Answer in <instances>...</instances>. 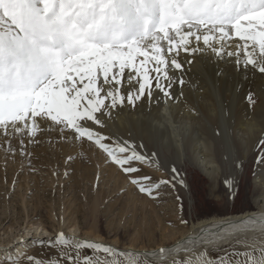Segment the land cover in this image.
Here are the masks:
<instances>
[{
  "label": "snow or ice",
  "instance_id": "snow-or-ice-1",
  "mask_svg": "<svg viewBox=\"0 0 264 264\" xmlns=\"http://www.w3.org/2000/svg\"><path fill=\"white\" fill-rule=\"evenodd\" d=\"M196 55L228 58L238 71L264 74V0H0V149L6 159L17 152L30 157L28 146L41 143V133L56 131L53 143L74 139L94 146L105 165L150 199L163 185L186 187L174 164L170 179L145 173L160 163L159 154L104 129L126 104L134 108L144 99L159 104L161 97L165 104L175 101L173 87L192 83L181 74ZM154 92L160 94L155 100ZM245 99L250 108L256 103L252 92ZM189 111L198 115L195 108ZM256 151V166H264V136ZM28 164L34 171L30 159ZM223 184L230 193L237 190L233 177ZM32 243L57 251L41 259L11 249L0 264L22 259L27 264H151L140 259L141 253L63 232L56 240ZM182 251L173 264H236L242 257L241 264H264V249L258 256Z\"/></svg>",
  "mask_w": 264,
  "mask_h": 264
},
{
  "label": "rangeland",
  "instance_id": "rangeland-1",
  "mask_svg": "<svg viewBox=\"0 0 264 264\" xmlns=\"http://www.w3.org/2000/svg\"><path fill=\"white\" fill-rule=\"evenodd\" d=\"M217 133L214 135L218 137L221 133ZM226 135V139L220 136V139L216 138L219 151L217 152V161L221 166V174L216 183L206 175L205 168L200 165L192 152L187 153L184 159L179 160L175 150L173 148L168 150L160 140L143 144L145 150H149L148 152L159 154L160 163L152 164L145 169L154 179H170L171 166L174 164L184 174L183 179L187 185L182 187L177 183L175 189L163 185L158 190L159 196L156 199H150L138 193L115 167L102 163L104 158L101 163L102 167L105 165L104 169L107 171L103 169L102 177H98L96 182L85 180L82 184L83 190L79 191L74 186L76 181L73 175L74 164L79 158L77 152L71 155L73 159L69 162L68 159H64V153L68 151H60L59 159L51 166V169L45 165H38L40 164L38 160L30 158L31 169H35L34 171L30 170L26 159L21 162L16 159L9 162L8 159L0 157V164L3 163L5 169L10 173H7L9 176L6 174L7 178L2 180L3 182L0 180V201L5 202L0 205V261L4 260L14 237L20 233V235H24L29 230L35 232L37 229L39 231L44 229L51 237L32 238L30 235L26 237L25 234L24 241L28 243L26 245L21 243L11 249H16L19 254L34 255L46 259L57 249L50 248L46 244H35L32 241L56 240L61 232L66 235L71 229L76 230L80 237L68 235L67 237L88 241H95L92 239L97 237L101 239V242L98 243L111 245L125 251H129L126 248L131 246L138 250L156 249L160 246L171 245L180 233L191 227V223L207 218L238 215L246 211L258 210L257 208L263 202L259 201L257 204L255 201L260 199L264 192L256 180L258 171L255 163L256 145L259 140L255 145L245 149L238 143L233 144L228 131H226ZM92 147H87V150L89 149V153L97 157L100 153L97 154L95 147ZM81 149L80 151L83 153L84 149ZM101 157L103 156L101 155ZM236 162L241 163L242 167H237ZM66 164L70 165L67 167L69 170L64 168ZM111 175L113 178H110ZM228 177H234L236 181L237 190L233 193H230L223 184V180ZM8 178H12V180L8 181ZM116 180H119L121 189L114 192L111 188L115 185L114 181ZM94 186H101L100 188L107 186L104 191L108 189L104 195V198H107L105 203L103 202L104 204L101 203L99 206L94 205L93 199L87 201L90 195V197H96L97 190H90V195L84 193V190L88 191L87 188ZM178 196L182 199L178 200ZM115 199H120L122 202H116L115 205ZM131 199L134 201L132 202ZM6 217L8 218L4 220ZM182 221L187 223H182ZM233 251L236 250L218 249L213 253V257L223 256L225 252ZM249 253L259 255V251ZM84 254H87L86 250ZM140 259L144 260L141 257ZM243 259L242 257L236 264H241ZM17 264H27V261L22 259ZM151 264L155 263L151 262Z\"/></svg>",
  "mask_w": 264,
  "mask_h": 264
},
{
  "label": "bare ground",
  "instance_id": "bare-ground-1",
  "mask_svg": "<svg viewBox=\"0 0 264 264\" xmlns=\"http://www.w3.org/2000/svg\"><path fill=\"white\" fill-rule=\"evenodd\" d=\"M236 42V40L232 41L233 44ZM182 59L186 60L189 57L182 55ZM191 59L192 63L186 66L185 73L181 75H184L192 83L191 85L186 84L182 89L178 85L173 87L172 91L176 97L175 101L168 100L165 104L163 97H161L159 104L149 102L147 99L139 101L134 108L126 104L123 108H119L114 112L113 118L109 120L108 127L104 131L124 140L134 141L137 145L141 142L147 144V142L151 143L154 140H160L165 148L168 150L173 148L175 150L179 160L184 159L187 153L192 152L200 165L205 168L206 175L216 183L221 174V166L218 165L217 161V152L219 151L218 145H216V138L220 136L226 139V131H228L234 145L238 143L248 149L264 136V74L252 69L245 71L241 68L238 71L228 58L196 55L191 57ZM218 69L223 72L222 76L216 75ZM181 92H183L182 96ZM249 92L254 93L256 99V103L251 108L245 99ZM157 96H160V94L154 92V100ZM190 108H195L198 115L190 112ZM216 132L222 135L220 134L217 137L214 135ZM64 135L71 136L72 134L66 131ZM56 137V131L43 132L37 138L41 143L28 146V151L31 152L30 157L22 156L17 152L14 158L7 159L9 162L15 159L21 162L25 159L29 161L32 158L31 160H38L40 163L38 165H45L51 169V166L57 163L60 151H68L64 153V159L66 160L77 152L76 154H79V158L73 167V175L76 181L75 188L81 191L85 180L96 182L99 179L98 177H102L105 165L102 167L104 157H101V153L97 157L94 156L89 153V149L87 150V147L92 146L81 145L80 142L74 139L53 143L52 140H55ZM81 148L84 149L83 153L80 151ZM145 151L148 152L149 150ZM96 153L98 154V152ZM0 157L6 158V153L3 149H0ZM69 166V164H66L64 168ZM10 168L13 167L10 166ZM7 173L9 172L5 169L4 164L1 163V181L7 178ZM145 173L150 172L145 170ZM110 178H113V176L111 175ZM256 178L260 185L259 187L264 189V166L258 167ZM10 180L12 178H8V181ZM114 183L115 185L111 188L113 189L112 191H119L121 189L119 180L114 181ZM100 187L94 186L87 188L88 191L84 190V193L89 195L90 190H97L96 197H90V195L87 198V201L93 199V203L96 206L103 202L105 203L107 199L104 198L105 192L108 190L104 191V188H107V186L104 188ZM80 196L81 194L78 196V200ZM131 200L132 202L134 201L133 199ZM119 201L121 200L114 201L115 205ZM259 201H262L263 204L255 211L207 218L206 220L191 223V227L180 233L179 237L171 245L144 250H138L131 246L126 248V250L133 253H141L143 254L140 256L141 258L150 260L155 264H173V260L185 255L182 251L183 249H193L194 251L206 249L211 256L218 249H232L248 253L252 251L258 252L260 249H264V192L255 203L258 204ZM3 203L5 202L3 201ZM3 203L0 201V205ZM7 218H4V220ZM241 221L243 223H240ZM222 228L224 231H220ZM20 234L14 237L12 244L9 246L10 249L21 244L24 241L25 234L26 237L30 235L32 238L50 236L44 229L40 231L37 229L35 232L29 230L24 235ZM67 235L80 237L77 231L73 229L69 230L66 233ZM176 236L178 235L176 234ZM85 238L91 239L89 237ZM92 240L101 242V239L97 237ZM161 248L165 249L163 254L159 252Z\"/></svg>",
  "mask_w": 264,
  "mask_h": 264
}]
</instances>
